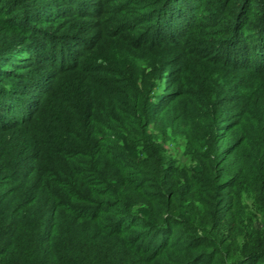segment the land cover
Returning a JSON list of instances; mask_svg holds the SVG:
<instances>
[{"label": "trees", "instance_id": "obj_1", "mask_svg": "<svg viewBox=\"0 0 264 264\" xmlns=\"http://www.w3.org/2000/svg\"><path fill=\"white\" fill-rule=\"evenodd\" d=\"M260 217L264 0H0V264H264Z\"/></svg>", "mask_w": 264, "mask_h": 264}, {"label": "rangeland", "instance_id": "obj_2", "mask_svg": "<svg viewBox=\"0 0 264 264\" xmlns=\"http://www.w3.org/2000/svg\"><path fill=\"white\" fill-rule=\"evenodd\" d=\"M193 138L195 139L197 137H193ZM173 140L174 141L171 144H167V143L164 144V147L168 151L167 154L172 155L175 158L177 157L179 160H181V162L187 163L189 165H193L191 163V161L189 159H187L186 157H184L183 153H181L182 150H184L183 145L186 144V140L183 138H180V137H175ZM195 140H199V138L195 139ZM176 151H178V152H176ZM246 194H248V193L246 192ZM249 201H250V199H247V202H249ZM263 223H264V219L261 217L254 221V225L257 229H261Z\"/></svg>", "mask_w": 264, "mask_h": 264}]
</instances>
